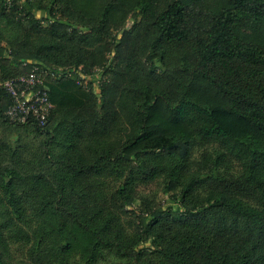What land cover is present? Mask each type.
<instances>
[{"label": "trees", "instance_id": "trees-1", "mask_svg": "<svg viewBox=\"0 0 264 264\" xmlns=\"http://www.w3.org/2000/svg\"><path fill=\"white\" fill-rule=\"evenodd\" d=\"M44 8L38 18L24 0L8 10L0 0V82L33 62L75 71L48 78L55 108L44 126L9 120L11 97L0 89L4 122L45 135L38 166L0 170V231L82 264L108 252L264 264V0ZM130 16L141 20L124 28ZM7 23L24 28L11 47L2 44ZM150 181L171 202L133 206L136 185Z\"/></svg>", "mask_w": 264, "mask_h": 264}, {"label": "rangeland", "instance_id": "rangeland-1", "mask_svg": "<svg viewBox=\"0 0 264 264\" xmlns=\"http://www.w3.org/2000/svg\"><path fill=\"white\" fill-rule=\"evenodd\" d=\"M50 0H24L27 7H33L32 11L38 18H44L46 13L45 5L49 4ZM12 6V0H7V10ZM60 8V5H58ZM141 20V16H130L124 28H129L134 24L135 20ZM48 20H44V24H47ZM7 40L2 44L6 47H11V43L14 42L11 39L16 37L21 38L18 31L24 30L23 26H15L13 23H7ZM121 32L115 30V35H120ZM160 71L163 68L160 67ZM100 80V78H98ZM98 84V82H97ZM264 84V81H263ZM52 127V126H50ZM53 129V128H52ZM45 141V135L40 134L28 125H15L4 122L0 116V170L4 167L11 165H26V166H38V161L44 156L42 145ZM15 142L17 152L13 154L11 149L5 147L3 143L11 144ZM204 151V150H203ZM202 151L197 152L200 155ZM232 172L238 173L240 165L238 162L233 161L231 163ZM113 181L108 182V188H114ZM136 198L132 205L138 206L143 202L151 201L160 202L162 204H169L171 201L166 199L163 184L161 181L142 182L136 185ZM111 190V189H110ZM111 193V192H110ZM0 252L3 255L7 264H82L77 258H70L69 256L53 255L42 249L40 252H36L32 249V244L12 243L4 233L0 231ZM139 261L135 257H121L115 252H108L107 255L100 259L98 264H162L163 260L154 253H142Z\"/></svg>", "mask_w": 264, "mask_h": 264}, {"label": "built area", "instance_id": "built-area-1", "mask_svg": "<svg viewBox=\"0 0 264 264\" xmlns=\"http://www.w3.org/2000/svg\"><path fill=\"white\" fill-rule=\"evenodd\" d=\"M33 64L31 71L0 82V89L11 97V104L6 110L9 120L19 124L36 123L44 126L55 108L49 95L48 78L64 74L73 76L75 71L73 68L42 67L37 62Z\"/></svg>", "mask_w": 264, "mask_h": 264}]
</instances>
